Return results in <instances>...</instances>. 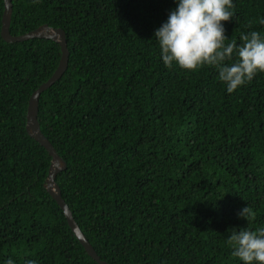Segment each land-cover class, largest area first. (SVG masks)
Segmentation results:
<instances>
[{
  "label": "trees",
  "instance_id": "1",
  "mask_svg": "<svg viewBox=\"0 0 264 264\" xmlns=\"http://www.w3.org/2000/svg\"><path fill=\"white\" fill-rule=\"evenodd\" d=\"M178 2L13 0V35L44 24L67 33L68 66L41 93L38 118L67 162L62 196L109 264H244L229 236L264 228V72L229 93L215 66L168 68L155 32ZM233 4L225 44L264 38V0ZM4 9L0 0V264H100L45 188L51 156L26 128L61 45L6 41ZM246 206L250 222L238 215Z\"/></svg>",
  "mask_w": 264,
  "mask_h": 264
},
{
  "label": "clouds",
  "instance_id": "2",
  "mask_svg": "<svg viewBox=\"0 0 264 264\" xmlns=\"http://www.w3.org/2000/svg\"><path fill=\"white\" fill-rule=\"evenodd\" d=\"M234 7L233 0H179L177 9L155 32L165 65L171 69L175 63L187 71H197L205 65L215 66L229 93L250 82L257 72H264V38L259 32L242 33L243 43L238 48L235 40L225 44L227 37L222 22L234 17ZM259 23L264 24V19ZM248 26L251 27V23ZM234 50L238 59L235 63L225 64L226 60H232ZM238 215L250 222L256 213L246 206ZM228 244L234 249L232 256L244 264H264V228L234 230ZM6 264L15 262L8 259ZM26 264L36 262L27 260Z\"/></svg>",
  "mask_w": 264,
  "mask_h": 264
},
{
  "label": "water",
  "instance_id": "3",
  "mask_svg": "<svg viewBox=\"0 0 264 264\" xmlns=\"http://www.w3.org/2000/svg\"><path fill=\"white\" fill-rule=\"evenodd\" d=\"M13 14V0H5V9L2 18V36L8 42L24 41L30 38L40 37V38H50L59 42L62 46V56L59 65L53 75L44 83L40 85L31 95L28 111H27V124L26 128L28 133L38 142H40L48 151L51 156V164L49 168L48 176L45 180L44 186L50 195L58 202L61 206L65 215L67 217L68 223L81 241L87 252L95 258L100 264H109L108 262L102 260L95 248L86 237L79 224L75 220L73 212L71 211L69 205L66 203L62 196V190L56 177L59 172L67 168V162L58 153L57 149L51 143V141L45 136L41 130V124L38 118L39 114V102L41 93L50 87L54 82H56L64 73L68 66L69 61V50L67 47L66 33L62 28H53L48 24L39 26L38 28L22 35H13L10 31L11 19Z\"/></svg>",
  "mask_w": 264,
  "mask_h": 264
}]
</instances>
